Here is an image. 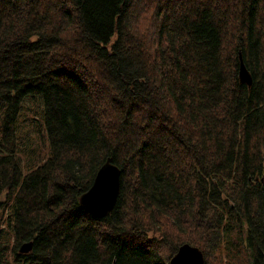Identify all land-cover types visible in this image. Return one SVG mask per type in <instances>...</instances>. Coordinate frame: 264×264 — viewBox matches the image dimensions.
Wrapping results in <instances>:
<instances>
[{"label":"trees","instance_id":"trees-1","mask_svg":"<svg viewBox=\"0 0 264 264\" xmlns=\"http://www.w3.org/2000/svg\"><path fill=\"white\" fill-rule=\"evenodd\" d=\"M109 157L96 218L79 197ZM184 243L264 264V0H0V264H169Z\"/></svg>","mask_w":264,"mask_h":264},{"label":"water","instance_id":"water-1","mask_svg":"<svg viewBox=\"0 0 264 264\" xmlns=\"http://www.w3.org/2000/svg\"><path fill=\"white\" fill-rule=\"evenodd\" d=\"M239 57L238 79L248 86L252 83V76L242 59ZM120 168L109 157L98 168L91 186L79 197L80 206L96 218H102L110 213L120 192ZM32 248V241L21 244L19 251L27 253ZM204 254L200 248L188 243L180 245L176 253L170 258L169 264H204Z\"/></svg>","mask_w":264,"mask_h":264},{"label":"rangeland","instance_id":"rangeland-1","mask_svg":"<svg viewBox=\"0 0 264 264\" xmlns=\"http://www.w3.org/2000/svg\"><path fill=\"white\" fill-rule=\"evenodd\" d=\"M29 106L31 107V109H36V110H40V106L35 105L33 103H29ZM29 110H25V114L28 113ZM30 123L27 121H23L21 122L19 128L21 130L20 132V136L23 137V143L24 145H26L27 149H33V148H37L38 145L40 144L39 142L40 140V135L37 134L36 130L34 128H31ZM43 149L46 148V145H42Z\"/></svg>","mask_w":264,"mask_h":264}]
</instances>
